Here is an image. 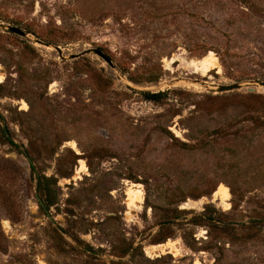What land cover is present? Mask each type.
Masks as SVG:
<instances>
[{
    "label": "rangeland",
    "instance_id": "374dc122",
    "mask_svg": "<svg viewBox=\"0 0 264 264\" xmlns=\"http://www.w3.org/2000/svg\"><path fill=\"white\" fill-rule=\"evenodd\" d=\"M0 26L26 33L0 29V264H264V0H0Z\"/></svg>",
    "mask_w": 264,
    "mask_h": 264
},
{
    "label": "bare ground",
    "instance_id": "6f19581e",
    "mask_svg": "<svg viewBox=\"0 0 264 264\" xmlns=\"http://www.w3.org/2000/svg\"><path fill=\"white\" fill-rule=\"evenodd\" d=\"M184 65L192 66L195 70L200 71L202 75H207L212 70H218L219 65L217 62V59L212 53H209L207 56H205L203 59L198 61H182ZM174 63V59H171L170 62H167L166 66ZM1 70V68H0ZM3 76L0 74V83H3ZM21 110L25 111L27 110V105L25 102H20ZM68 146L70 149L74 150L77 154L76 145L74 142H69ZM86 170V167L84 166V163L80 161V166L77 171V174L80 175ZM142 191L140 185L131 184L128 186L125 196H126V202L128 209L131 210H139L141 209V205L143 204V198H142ZM229 199H230V193L228 188L225 186H219L217 190L214 192L212 196V201H217L218 204L225 210H229ZM204 204L203 200H200L198 202H189L187 203V207H191L193 209L200 208ZM184 208V207H183ZM5 227H8V223L5 221L3 222ZM177 243L172 241H167L164 244H160L157 246H149L145 247L144 252L147 257L153 258V257H159L166 254H171L174 257L178 255V249H177ZM43 264V263H41ZM194 264H200L199 262H195Z\"/></svg>",
    "mask_w": 264,
    "mask_h": 264
},
{
    "label": "water",
    "instance_id": "95a60500",
    "mask_svg": "<svg viewBox=\"0 0 264 264\" xmlns=\"http://www.w3.org/2000/svg\"><path fill=\"white\" fill-rule=\"evenodd\" d=\"M0 29L7 30L9 33H13V34H16V35H19V36H22V37L23 36H26V33H24L23 31H21V30H19L17 28H14V27H4V26H0ZM90 53H93L95 55H98L102 59H105L106 60V57L98 49L87 50V51L83 52L82 54H80L79 56L88 55ZM79 56H73L72 59L77 58ZM259 86L264 89V83H260ZM239 88H240V84H233V85H229V86H220V87L217 88V92L220 93V94H224V93H229V92L238 90ZM249 92L250 93L254 92V89H252V88L249 89ZM4 131H6V128L5 127H4ZM27 159L29 161L30 166H33L32 161L29 158H27ZM37 199H38V197H37ZM39 203H40L41 207H43V204L40 202V200H39Z\"/></svg>",
    "mask_w": 264,
    "mask_h": 264
},
{
    "label": "trees",
    "instance_id": "16d2710c",
    "mask_svg": "<svg viewBox=\"0 0 264 264\" xmlns=\"http://www.w3.org/2000/svg\"><path fill=\"white\" fill-rule=\"evenodd\" d=\"M145 96H146V99L153 100V101H155L157 98H159L158 95H145ZM42 180H45V178L44 177H42V178L40 177L38 179L37 191H38V193H42V194H45V196H47V193H46L47 192V188L42 185ZM51 206H53V202L49 200V197H46L45 207L49 208ZM0 234H1V232H0ZM1 242L2 241L0 239V251L4 250V247H2Z\"/></svg>",
    "mask_w": 264,
    "mask_h": 264
}]
</instances>
